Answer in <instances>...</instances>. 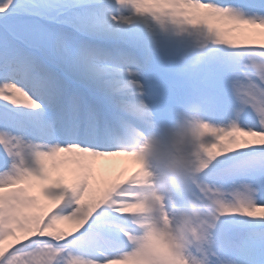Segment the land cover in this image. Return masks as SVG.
<instances>
[{"label": "snow or ice", "instance_id": "1", "mask_svg": "<svg viewBox=\"0 0 264 264\" xmlns=\"http://www.w3.org/2000/svg\"><path fill=\"white\" fill-rule=\"evenodd\" d=\"M0 264H264V0H0Z\"/></svg>", "mask_w": 264, "mask_h": 264}]
</instances>
